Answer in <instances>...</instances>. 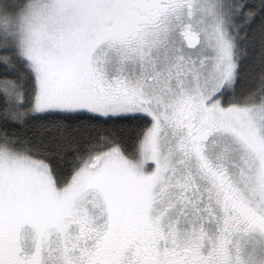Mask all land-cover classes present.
Instances as JSON below:
<instances>
[{
	"label": "snow or ice",
	"instance_id": "6c2138e0",
	"mask_svg": "<svg viewBox=\"0 0 264 264\" xmlns=\"http://www.w3.org/2000/svg\"><path fill=\"white\" fill-rule=\"evenodd\" d=\"M0 264H264V0H0Z\"/></svg>",
	"mask_w": 264,
	"mask_h": 264
},
{
	"label": "trees",
	"instance_id": "16d2710c",
	"mask_svg": "<svg viewBox=\"0 0 264 264\" xmlns=\"http://www.w3.org/2000/svg\"><path fill=\"white\" fill-rule=\"evenodd\" d=\"M11 2H13V3H22L23 0H11Z\"/></svg>",
	"mask_w": 264,
	"mask_h": 264
}]
</instances>
